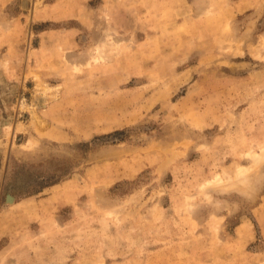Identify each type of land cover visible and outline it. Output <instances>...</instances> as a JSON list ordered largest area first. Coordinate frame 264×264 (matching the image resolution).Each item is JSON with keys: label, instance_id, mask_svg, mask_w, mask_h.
<instances>
[{"label": "rangeland", "instance_id": "1", "mask_svg": "<svg viewBox=\"0 0 264 264\" xmlns=\"http://www.w3.org/2000/svg\"><path fill=\"white\" fill-rule=\"evenodd\" d=\"M0 264H264V0H0Z\"/></svg>", "mask_w": 264, "mask_h": 264}, {"label": "water", "instance_id": "2", "mask_svg": "<svg viewBox=\"0 0 264 264\" xmlns=\"http://www.w3.org/2000/svg\"><path fill=\"white\" fill-rule=\"evenodd\" d=\"M9 199L11 200V198H9ZM10 200H9V201H10Z\"/></svg>", "mask_w": 264, "mask_h": 264}]
</instances>
